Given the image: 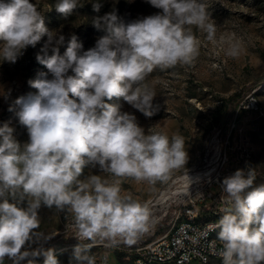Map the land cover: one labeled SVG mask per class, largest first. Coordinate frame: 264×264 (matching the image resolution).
<instances>
[{
	"label": "clouds",
	"instance_id": "1",
	"mask_svg": "<svg viewBox=\"0 0 264 264\" xmlns=\"http://www.w3.org/2000/svg\"><path fill=\"white\" fill-rule=\"evenodd\" d=\"M79 3L57 0L55 9L68 17ZM147 3L160 11L128 23L115 11L95 17L94 27L105 33L95 46L84 50L73 34L61 55L65 36L46 27L36 4L0 0V62L15 64L47 37L36 55L47 71L29 81L36 92L9 106L27 130V142H18L9 123L0 126V264L6 258L35 264L39 256L44 264H58L54 251L42 246L54 235L36 231L42 205L71 213L78 240L92 242L85 248L133 243L149 230L152 214L147 203L123 193L122 181L154 186L187 164L183 136L146 132L134 114L106 101L123 98L145 117L153 116L159 105L147 78L156 69L189 66L199 57L201 41L193 27L233 59L244 51V41L235 33L217 37L215 21L198 0ZM100 7L93 3L94 11ZM86 167H98L106 176L89 173L80 179ZM255 180L251 167L222 180L229 207L214 228L223 264H264V183ZM81 253L78 244L76 264H96L94 255Z\"/></svg>",
	"mask_w": 264,
	"mask_h": 264
},
{
	"label": "rangeland",
	"instance_id": "2",
	"mask_svg": "<svg viewBox=\"0 0 264 264\" xmlns=\"http://www.w3.org/2000/svg\"><path fill=\"white\" fill-rule=\"evenodd\" d=\"M31 2L43 14L46 27L65 36V44L59 49L61 55L66 50L68 38L73 34L83 44L84 50L95 46L97 39L105 34L94 27L95 17H103L115 11L119 18L128 23L160 11L147 3V0H80L72 14L64 17L55 9L57 0ZM198 2L206 5L215 21L217 37L235 33L243 39L244 51L239 58L226 56L207 41L206 34L193 27L194 34L201 41L199 57L189 66L177 65L163 71L156 69L147 78L146 82L156 93L153 103L159 105L153 116L145 117L123 98L106 101L119 104L122 112L134 114L146 132L152 128L169 137L174 134L183 136L189 156L187 164L174 171L167 182H158L154 186L138 183L131 178L122 181L123 193L131 194L141 203H147L152 215L151 226L146 233L138 236L130 245L122 240L114 245L126 249L121 253L114 251V246H105L107 242H97L85 248L84 245H91L92 242L78 240L71 213L42 205L39 210L40 228L36 231L54 235L47 241L45 250L54 251L58 264H76L74 249L78 244L82 247L81 254L106 257L108 264H130V261L122 262L118 256H128L132 250L165 231L160 217L170 202L195 200L200 194L198 190L207 187L219 176L223 180L238 169L254 168L255 184L264 183V83L251 91L246 90L264 75V0ZM93 3L101 5L98 12L93 10ZM46 40L45 36L35 47L29 46L15 64L0 62V126L9 123L15 129L14 136L21 145L28 140L27 130L19 124L15 113L9 111V106L17 97L36 92L29 81L36 79L38 73L47 71L36 60ZM236 93L241 94V102L252 94L253 103L258 109L240 108V105L233 109L227 102ZM5 94H10L7 100ZM230 112L232 115L226 119ZM89 173L106 176L98 167H86L80 179ZM197 173L208 176L192 183L186 193L171 194L180 189L179 180L182 177ZM163 193H167V199L161 200ZM211 193L218 195L221 190L212 188ZM223 195L228 202L227 194ZM222 215H213L202 209L198 220L220 219ZM36 264H43L42 258ZM212 264H223V261H214Z\"/></svg>",
	"mask_w": 264,
	"mask_h": 264
},
{
	"label": "built area",
	"instance_id": "3",
	"mask_svg": "<svg viewBox=\"0 0 264 264\" xmlns=\"http://www.w3.org/2000/svg\"><path fill=\"white\" fill-rule=\"evenodd\" d=\"M239 105L240 108L258 109L253 103L252 94ZM221 183L222 179L219 176L207 187L198 190L197 192L200 194L195 200L182 199L170 202L160 217L161 225L164 226L165 231L153 240L132 250L128 256L120 257V260L122 262L130 261V264H212L214 261H223L221 257L222 244L217 238L219 229L214 228L219 219L198 220L202 209L213 215H218L223 213V209L229 207V202H226L223 195ZM212 188L220 189L221 193L213 195ZM207 199L211 200L205 202ZM201 205L203 206L201 207ZM46 244L47 242L42 244L44 249H46ZM40 246L32 244L31 247L35 249ZM114 251L121 253L126 249L114 246ZM94 256L96 264H108L106 257ZM41 258L44 264L43 256L35 258V264ZM5 263L12 264V261L6 258ZM21 264H27V260L22 261Z\"/></svg>",
	"mask_w": 264,
	"mask_h": 264
},
{
	"label": "bare ground",
	"instance_id": "4",
	"mask_svg": "<svg viewBox=\"0 0 264 264\" xmlns=\"http://www.w3.org/2000/svg\"><path fill=\"white\" fill-rule=\"evenodd\" d=\"M208 176V174L203 173H197V174H188L184 177H182L179 181L181 182L180 189L172 192L171 194H177V193H186L189 190V186L198 180H202L203 177ZM169 192V191H168ZM167 193H163L161 200L167 199Z\"/></svg>",
	"mask_w": 264,
	"mask_h": 264
},
{
	"label": "trees",
	"instance_id": "5",
	"mask_svg": "<svg viewBox=\"0 0 264 264\" xmlns=\"http://www.w3.org/2000/svg\"><path fill=\"white\" fill-rule=\"evenodd\" d=\"M262 83H264V75L257 78L254 83L251 84L250 88H246L247 91H251L252 89H255L256 87H258L259 85H261ZM242 100V96L240 93H236L231 95V97L228 100V104L231 105L233 107V109H235ZM232 115V112H230L228 114V116L226 117V119H228L230 116ZM121 256L119 255L118 258H120Z\"/></svg>",
	"mask_w": 264,
	"mask_h": 264
}]
</instances>
